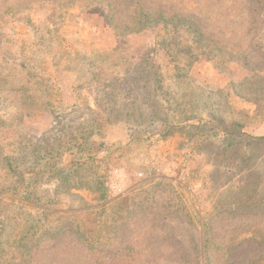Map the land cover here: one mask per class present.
<instances>
[{
    "label": "rangeland",
    "instance_id": "1",
    "mask_svg": "<svg viewBox=\"0 0 264 264\" xmlns=\"http://www.w3.org/2000/svg\"><path fill=\"white\" fill-rule=\"evenodd\" d=\"M57 113L97 118L107 196L4 194L39 223L0 264H264V0H0L2 151Z\"/></svg>",
    "mask_w": 264,
    "mask_h": 264
},
{
    "label": "trees",
    "instance_id": "2",
    "mask_svg": "<svg viewBox=\"0 0 264 264\" xmlns=\"http://www.w3.org/2000/svg\"><path fill=\"white\" fill-rule=\"evenodd\" d=\"M182 20L186 18H182L180 22ZM194 32L198 34L197 31ZM45 106L47 107L48 103ZM71 115L72 112L65 114V117ZM63 117L64 115L60 116L59 113L55 115L51 128L55 133L52 138L47 142L39 141L31 145L26 156L7 155L0 146V211L6 202L4 194H21L22 198L34 202L31 207L45 212L46 215L61 212L52 205L53 194L59 191L72 188L97 189L101 198H106L105 177L100 170L106 160L103 152L111 145L106 141L98 142L91 139L100 131L97 118L87 120L90 122L89 128L84 126L80 129L81 127L76 126L75 130L68 131L66 127L69 126L65 124L66 118ZM258 139H264V135L258 136ZM51 185L52 192L45 189ZM17 203L18 205L14 206L16 209L14 216L0 215V235H5L4 239L2 238L5 243H8L13 235V240L8 244H17L23 250L29 251L31 243L22 240L36 234L37 231L31 233L30 230L39 223V219L29 220L31 213L27 209L28 204L20 201ZM253 238L264 239V237L260 239L261 237H257L255 233ZM2 240L0 239L1 245Z\"/></svg>",
    "mask_w": 264,
    "mask_h": 264
}]
</instances>
